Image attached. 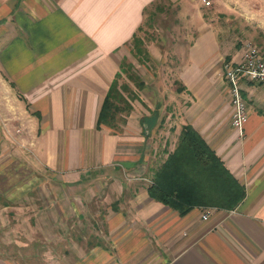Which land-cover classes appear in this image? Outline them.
<instances>
[{
  "label": "crops",
  "instance_id": "0c3cea01",
  "mask_svg": "<svg viewBox=\"0 0 264 264\" xmlns=\"http://www.w3.org/2000/svg\"><path fill=\"white\" fill-rule=\"evenodd\" d=\"M151 1L0 0V86L25 101L36 120V155L19 151L8 178L46 169L53 188L67 187L46 198L47 211L49 200L58 201L54 211L67 222L38 245L48 251L44 257L19 262L0 255V264H264V86L240 82L246 119L233 127L222 76V59L237 60L243 44L226 47L200 16L170 73L176 80L165 86L151 75L119 130L96 127L123 46ZM183 124L244 189L233 207H226L231 190L209 189L215 199L206 219L202 205L180 214L147 190Z\"/></svg>",
  "mask_w": 264,
  "mask_h": 264
},
{
  "label": "rangeland",
  "instance_id": "374dc122",
  "mask_svg": "<svg viewBox=\"0 0 264 264\" xmlns=\"http://www.w3.org/2000/svg\"><path fill=\"white\" fill-rule=\"evenodd\" d=\"M193 1L196 0H157L155 2L161 6L160 9L149 5L141 23L142 29L137 34L142 36L148 52L151 48L156 56L149 53V59L141 63L128 51L129 44L123 46L124 55L132 61L134 71L144 83L157 73L158 78L151 77V80L162 79L165 86L176 80L171 79L170 73L182 49L200 27L197 24L200 16H206L204 19L211 22L216 32L222 33L226 47L234 48L239 44L241 48L243 43L249 42L264 52V0H213L209 6H203L201 0L197 1L196 6ZM121 79L126 80L122 76L119 82ZM127 82L134 88V83L128 79ZM135 89L137 94L142 93L140 88ZM15 97L12 89L5 84L0 86V128L3 130L0 131V169L3 166V172L7 174L0 178V184L6 186L4 193L0 192V255L20 262L44 257L48 251L38 245L48 243L46 240L57 234L53 228H61L67 222L66 214L64 216L54 211V207L59 205L58 201L49 200L50 214L46 200L48 194L63 192L67 187L64 189L58 182L53 188L52 177H49L50 172L46 169L33 173L29 171L30 174L20 180H15L13 176V179L8 178L16 173L12 162L19 151L29 158L36 155L33 150L36 120L31 118L25 101L22 103ZM130 101L134 102V99ZM8 115L12 117L6 118ZM117 115L120 116L119 113ZM122 124L118 121L120 127ZM24 154L23 160L26 157Z\"/></svg>",
  "mask_w": 264,
  "mask_h": 264
},
{
  "label": "trees",
  "instance_id": "16d2710c",
  "mask_svg": "<svg viewBox=\"0 0 264 264\" xmlns=\"http://www.w3.org/2000/svg\"><path fill=\"white\" fill-rule=\"evenodd\" d=\"M155 1L157 0L151 1L150 5L160 9L161 6ZM148 7H143L144 13ZM141 23L136 26L125 45L129 44L130 54L143 63L150 55L143 45L142 36L137 34L142 29ZM122 76L126 80L121 79L119 82L118 79ZM127 79L134 83V88L129 86ZM143 84V80L134 71L132 61L125 55L122 56L99 105L95 118L96 127L105 125L119 130L118 121L125 122L131 108L130 99L137 96L135 88L139 89ZM211 188H216L219 193L231 190L234 197L226 207H233L244 193L242 184L221 165L203 138L189 124H183L173 149L167 152L166 157L153 170L147 185L148 193L183 214L194 205L207 206V202L214 200V195L209 193ZM224 204L222 199L216 202L220 207Z\"/></svg>",
  "mask_w": 264,
  "mask_h": 264
},
{
  "label": "built area",
  "instance_id": "2783aa9c",
  "mask_svg": "<svg viewBox=\"0 0 264 264\" xmlns=\"http://www.w3.org/2000/svg\"><path fill=\"white\" fill-rule=\"evenodd\" d=\"M213 0H201L209 6ZM222 76L228 92L229 122L240 127L246 119V103L241 95L240 82L264 86V52L253 43H243L242 53L237 60L222 59ZM211 206L200 207V218L206 219L212 211Z\"/></svg>",
  "mask_w": 264,
  "mask_h": 264
}]
</instances>
